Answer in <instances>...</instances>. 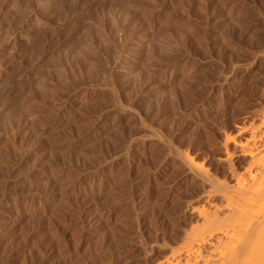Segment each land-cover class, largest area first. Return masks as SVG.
<instances>
[{"label": "rangeland", "instance_id": "obj_1", "mask_svg": "<svg viewBox=\"0 0 264 264\" xmlns=\"http://www.w3.org/2000/svg\"><path fill=\"white\" fill-rule=\"evenodd\" d=\"M261 52L264 0H0V264H143L174 239L202 192L178 153L226 175Z\"/></svg>", "mask_w": 264, "mask_h": 264}, {"label": "bare ground", "instance_id": "obj_2", "mask_svg": "<svg viewBox=\"0 0 264 264\" xmlns=\"http://www.w3.org/2000/svg\"><path fill=\"white\" fill-rule=\"evenodd\" d=\"M259 57L264 62V52ZM251 121L237 127L235 136L243 137L224 133L223 149L219 150L223 154L216 157L227 168L222 178L188 154L176 151L184 173L202 192L195 196L198 204L189 205L192 217L182 219L188 224L178 226L174 239L170 236L168 243L154 242L143 249V264H264V101ZM240 159L244 162L237 165ZM155 247L162 248L164 254L161 256V251L160 256H154ZM132 256L126 255L128 259Z\"/></svg>", "mask_w": 264, "mask_h": 264}]
</instances>
